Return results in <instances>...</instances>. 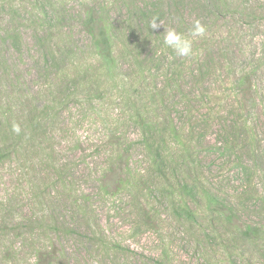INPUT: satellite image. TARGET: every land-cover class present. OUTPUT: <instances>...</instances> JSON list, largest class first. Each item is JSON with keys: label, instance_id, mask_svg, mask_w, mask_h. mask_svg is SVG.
Wrapping results in <instances>:
<instances>
[{"label": "rangeland", "instance_id": "1", "mask_svg": "<svg viewBox=\"0 0 264 264\" xmlns=\"http://www.w3.org/2000/svg\"><path fill=\"white\" fill-rule=\"evenodd\" d=\"M89 15L111 30V73ZM154 17L207 35L177 56ZM135 112L167 116L162 160L184 159L229 222L201 188L193 219L175 211ZM0 153V264H264V2L0 0Z\"/></svg>", "mask_w": 264, "mask_h": 264}, {"label": "trees", "instance_id": "2", "mask_svg": "<svg viewBox=\"0 0 264 264\" xmlns=\"http://www.w3.org/2000/svg\"><path fill=\"white\" fill-rule=\"evenodd\" d=\"M264 2V0H261ZM90 13V12H89ZM91 14V13H90ZM101 18H94L92 15H89L85 20V29L90 35L91 44L98 56V60L101 64L105 65L106 71L111 73L116 59L113 55V44L111 41V30L106 27L105 24L101 23ZM165 94H168V89L164 91ZM154 98H158L157 94ZM155 117V116H154ZM156 118V117H155ZM167 116L165 115L162 120V124L157 125V119H151L142 114L135 112V121L140 127V143L148 151L149 154V167L151 171L155 173L162 174L163 177H166L165 169L170 170L169 172L176 177V185L171 184L170 188L167 190L166 195L173 198L174 203L171 206L181 214V216H187L189 219L194 218V212H192L189 207L186 205L189 203L187 199H196V191L198 188H201L202 197L205 200L207 210L211 213H220V216L229 222L236 212L228 204L226 206L221 200H218L219 195L217 193L213 194L208 192L202 187V180L198 173H194L193 169L188 168V164L184 159L180 164V169L178 162H175L174 166H171L172 161L168 160V168L166 163L162 160L160 155V150L165 149L166 141L168 138L172 137L176 139L175 131L173 128H170L169 121H166ZM228 142V139H227ZM4 154L0 153V158ZM202 173V171H200ZM254 229L251 226L245 227V234L254 233Z\"/></svg>", "mask_w": 264, "mask_h": 264}, {"label": "clouds", "instance_id": "3", "mask_svg": "<svg viewBox=\"0 0 264 264\" xmlns=\"http://www.w3.org/2000/svg\"><path fill=\"white\" fill-rule=\"evenodd\" d=\"M163 26V44L171 49L177 56L191 57L194 55L193 43L197 39L206 37V26L199 19L193 20L191 27L187 33L177 31L175 28L169 27L165 29L159 18L154 17L149 21V28L156 30ZM12 131L16 135L21 134V127L17 123L12 124Z\"/></svg>", "mask_w": 264, "mask_h": 264}]
</instances>
